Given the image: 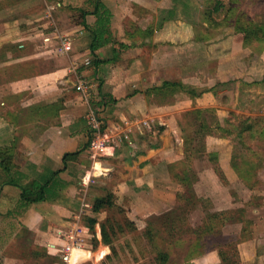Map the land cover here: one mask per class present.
Instances as JSON below:
<instances>
[{
	"label": "crops",
	"instance_id": "1",
	"mask_svg": "<svg viewBox=\"0 0 264 264\" xmlns=\"http://www.w3.org/2000/svg\"><path fill=\"white\" fill-rule=\"evenodd\" d=\"M3 1L4 10L18 2ZM227 1L232 0H57L61 15L47 31L40 30L35 11L15 33L8 34L11 23L0 24V149L8 148L11 160L7 170L0 166V264L26 262L47 242L55 246V227L69 224L84 201L103 192H111L126 212L138 196L154 197L161 179L184 163L183 139L176 138L181 148L176 153L169 133L188 112H216L219 127L230 114L264 123V40L244 45L234 25L205 21L207 5ZM233 1L237 16L240 1ZM251 1L243 11L246 23L262 26L264 0ZM225 9L212 18H224ZM101 25V46L91 52V34ZM52 30L69 36L72 52L58 54L53 43L49 48L38 43L41 33ZM209 62L215 69L202 73ZM79 77L93 85L87 100L74 89ZM163 82H178L199 95L180 92L171 102L157 103L153 89ZM90 112L103 121L114 148L97 165L96 191L90 189L93 183L81 186L92 170ZM216 164L218 178H236L229 164ZM31 184L30 198L40 196L36 201L21 195ZM44 184L40 192L37 186ZM260 222L262 230L255 227L238 242L239 264H264ZM95 232L100 241V229Z\"/></svg>",
	"mask_w": 264,
	"mask_h": 264
},
{
	"label": "rangeland",
	"instance_id": "2",
	"mask_svg": "<svg viewBox=\"0 0 264 264\" xmlns=\"http://www.w3.org/2000/svg\"><path fill=\"white\" fill-rule=\"evenodd\" d=\"M239 1L241 12L245 11V6L250 7L254 3L251 0ZM56 2L18 0L15 6L6 10L1 7L5 1L0 2V24L11 23L8 34H12L26 22L27 14L35 15L37 12L34 18L40 14L41 19L37 24L41 26L40 30H46L44 28L53 26L55 16L61 15L55 10ZM33 11L35 13H30ZM48 12H51L50 15ZM78 21V18L73 20ZM44 35L40 34L38 43L49 48L50 43L42 41ZM214 66L215 63L209 62L201 72L211 73ZM215 114L207 110L204 116L210 129L204 142H195L199 136L194 132L192 134L193 148L196 151L204 149V156L192 155L189 162L177 164L171 178L167 176L161 179L155 196H138L132 211L126 212L115 205L97 215L94 230L98 231L101 224L110 221L106 229L115 254L110 246L98 243L80 264H239L238 242L249 235L244 234V230L251 232L255 227L258 230L263 228L260 221L264 220V178L259 176L264 172V138L241 142L233 135L224 138L229 142H221L219 139L223 138L224 132L218 130ZM178 119L177 129L169 133L176 153L181 149L176 145L179 142L176 138L184 135L181 127H188V131L192 132L191 121L195 120L189 117V126L185 124L189 123L187 117ZM191 132H188L189 135ZM216 153L217 156H214ZM180 156L177 155L178 158ZM214 161L219 166L222 161L223 165L233 167L236 178L225 181L218 178ZM245 175V179L240 177ZM90 189L96 191V184L93 183ZM104 193L100 196H104ZM92 202L82 203L84 213L86 210L89 212ZM78 213L74 211L68 218ZM60 228L55 227V232ZM54 230L50 232L51 237ZM49 245L48 242L44 244L45 250H40V256L32 255L19 264H54L55 251ZM162 254L167 255L166 260H161Z\"/></svg>",
	"mask_w": 264,
	"mask_h": 264
},
{
	"label": "trees",
	"instance_id": "3",
	"mask_svg": "<svg viewBox=\"0 0 264 264\" xmlns=\"http://www.w3.org/2000/svg\"><path fill=\"white\" fill-rule=\"evenodd\" d=\"M235 1L226 2L225 5H222L219 2L209 4L207 5L205 9V21L208 23L209 26L218 27L220 25H234L235 31L240 35L242 42L244 45H249V43L254 40H264V25H253L251 23L247 24L246 22L249 21L245 19V13L241 12L235 16V10L238 9V6L235 7L234 4ZM225 9V16L222 17L221 20L216 21L215 18H212V14L217 13L221 8ZM83 16H85V12L82 13ZM224 15V14H223ZM233 17H235V20H233ZM102 23H107V18L101 19ZM86 27V26H85ZM102 29L104 32V25H101V28L95 29V31L92 32V43L90 45L91 52H94V50L98 49L101 46V43L99 42V39L102 35ZM98 41V42H97ZM153 93L156 96L157 103L161 102H171L168 99H174L175 95L177 93H185L186 96L189 98L197 97L199 94H197L194 90H190L188 88H185L183 85H181L178 82H163L161 86L156 87L153 89ZM205 112L201 110H193L191 112H188L185 117H187L186 125L190 124L189 117L195 118L192 122L191 127H193L192 132L188 131V127H181V132H184V135H182V139L184 142L183 148H184V163L187 161L189 162L191 160L192 155H201V153H204V149L202 150H195L193 148L194 140L192 138L193 132L195 135L197 134L199 138L195 140V142H204L205 137L209 134L210 129L207 126V122H205L204 119ZM261 119L257 118H238L233 114H230L225 120L224 126L219 127L218 130L221 132H224L223 138H230L231 136L235 135L239 141L244 142L245 139H255V138H264V126L262 124ZM190 126V125H189ZM188 132H191L190 135ZM204 147V143H203ZM8 148H1L0 149V166L3 170H7L9 163L11 162L10 157H8ZM235 168V167H234ZM215 171H219V168H215ZM241 178L245 179V176H240ZM40 190V192L45 190L46 184L37 186ZM30 188H32V184L29 185L27 188H22V198H26L29 201H36L40 196H37L34 199H31V191ZM114 204V195L111 192H107L104 196L97 197L93 200L92 206L89 209V212H86L82 216V221L84 225L88 228L90 233L89 240H86L88 244L93 249L98 243H103L106 246H110L111 252L113 255L115 254L114 249L111 246V239L110 235L108 234V231L106 229L107 225H110V221H106L105 223L100 225V241L96 237V232L94 230V225L97 223V215L102 212L105 209H110ZM244 234H249V229L244 230ZM245 239V238H244ZM161 260H166L167 255L162 254L160 256ZM228 264H231V262H228Z\"/></svg>",
	"mask_w": 264,
	"mask_h": 264
},
{
	"label": "built area",
	"instance_id": "4",
	"mask_svg": "<svg viewBox=\"0 0 264 264\" xmlns=\"http://www.w3.org/2000/svg\"><path fill=\"white\" fill-rule=\"evenodd\" d=\"M42 41L44 43H53L58 54L65 55L72 52L69 36L55 34V30H52L50 34L44 35ZM84 64L90 65V60H86ZM92 87L93 85L84 77H79L74 85L75 91L80 93L84 100L91 97ZM87 123L91 136L88 143V154L92 170L81 180V186L84 189H87L98 175L96 168L99 161L104 157L112 156L114 150L111 138L102 131L103 121L96 113L90 112L87 115ZM83 214V211H79L76 216L70 219L69 224L55 232L59 245L57 243L55 246L49 245V248L55 251L54 264H80L81 261L87 258V254H90L92 248L86 240H89L91 236L82 221Z\"/></svg>",
	"mask_w": 264,
	"mask_h": 264
}]
</instances>
